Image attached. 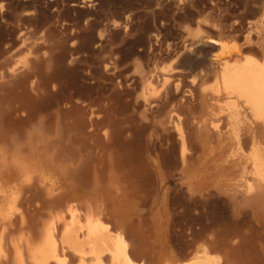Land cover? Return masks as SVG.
I'll use <instances>...</instances> for the list:
<instances>
[{"label": "rangeland", "instance_id": "1", "mask_svg": "<svg viewBox=\"0 0 264 264\" xmlns=\"http://www.w3.org/2000/svg\"><path fill=\"white\" fill-rule=\"evenodd\" d=\"M244 60L264 64V0H0V148L23 131L62 134L80 157L43 179L97 178L112 198L133 191L135 264H189L197 250L264 264V195L233 206L230 166H196L192 190L178 176L179 154L199 149L195 125L250 116L218 77Z\"/></svg>", "mask_w": 264, "mask_h": 264}, {"label": "bare ground", "instance_id": "2", "mask_svg": "<svg viewBox=\"0 0 264 264\" xmlns=\"http://www.w3.org/2000/svg\"><path fill=\"white\" fill-rule=\"evenodd\" d=\"M245 61L244 65L236 67H229L223 62L224 66L217 73L223 94L239 100L241 102L239 106L248 110L250 116L239 121L234 115L233 118H230L231 128L224 126L220 129H212L204 124L195 125L193 133L198 139L199 149L191 145L192 151L193 148H196V150L194 149L196 154L189 156L184 155L183 152L179 154L181 165L178 176L185 177L186 187L189 190H192L197 184L195 175L191 173L196 166L200 165L199 167L206 168L212 165L216 168L219 165L222 171H224L223 167L230 166L229 180H233L231 182L241 196L240 199L238 193H233L237 194L240 199L237 198V195H235L237 199L232 197V205L236 200L237 206L241 204L240 201L243 198L250 203L255 198L257 200L262 198L261 195H264V64ZM189 120L191 119L189 118ZM186 134L188 135V133ZM180 138H182L181 135ZM66 139L67 137L62 134L57 138L50 139L44 134L30 131L19 132L15 137L9 135V137L1 139L4 148H0V157L2 158L0 165V246H3L4 250L1 254L0 264H25V258L30 259L32 264H68L69 262L74 264H135L132 249L133 246L135 248V245L131 246L129 239L136 234V231L130 236L133 226L128 217L130 214L129 199H131L129 194L133 193L132 190H130L132 192L127 191L121 197L112 198L105 185L97 178L86 180L74 177L69 179L71 175H68L65 178L66 181L62 183L43 179L46 172L48 174L52 171L56 174L60 164L66 161L71 162L72 159L79 156V154H75L77 150L66 145L68 142ZM205 150L213 151V154L209 155ZM190 153H192L191 150ZM219 167L215 170L220 171ZM71 171L73 172V170ZM196 176H199L198 173ZM182 180L180 181L182 182ZM202 184L203 187L207 186L206 183ZM161 187L160 182L159 188ZM263 200L257 201H261L260 204L264 205ZM120 205L124 208L121 213ZM59 206L61 208L55 210ZM237 206L235 207L237 208ZM259 209L264 210V207ZM22 229H25L27 233L15 235L17 230ZM235 235L237 237V234ZM148 246H146L147 249ZM227 247L228 245L224 251ZM136 249L139 250L138 246ZM207 250L209 252V248ZM235 250L237 251V249ZM140 251L142 250L140 249ZM136 253L143 255L144 252ZM193 255L189 264L221 263L214 256L208 255L206 250H197ZM150 259L152 260V258Z\"/></svg>", "mask_w": 264, "mask_h": 264}]
</instances>
